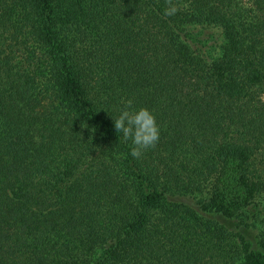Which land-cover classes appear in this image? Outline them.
Returning <instances> with one entry per match:
<instances>
[{
  "label": "trees",
  "instance_id": "trees-1",
  "mask_svg": "<svg viewBox=\"0 0 264 264\" xmlns=\"http://www.w3.org/2000/svg\"><path fill=\"white\" fill-rule=\"evenodd\" d=\"M173 3L0 0V264H264V0Z\"/></svg>",
  "mask_w": 264,
  "mask_h": 264
},
{
  "label": "clouds",
  "instance_id": "clouds-1",
  "mask_svg": "<svg viewBox=\"0 0 264 264\" xmlns=\"http://www.w3.org/2000/svg\"><path fill=\"white\" fill-rule=\"evenodd\" d=\"M178 12L173 0H166L164 15L170 17ZM114 128L122 134L125 141L131 140L130 155L140 158L150 148H154L160 139V128L155 115L147 108L133 110L131 99L125 102V107L118 118L114 119Z\"/></svg>",
  "mask_w": 264,
  "mask_h": 264
}]
</instances>
